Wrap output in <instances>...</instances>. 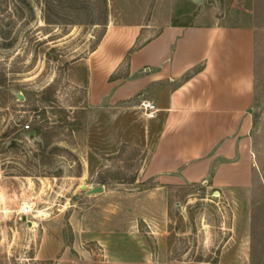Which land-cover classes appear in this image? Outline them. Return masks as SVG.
Instances as JSON below:
<instances>
[{"label":"rangeland","instance_id":"374dc122","mask_svg":"<svg viewBox=\"0 0 264 264\" xmlns=\"http://www.w3.org/2000/svg\"><path fill=\"white\" fill-rule=\"evenodd\" d=\"M169 19L255 32L247 195L149 178L159 124L92 98L108 26ZM0 264H264V0H0Z\"/></svg>","mask_w":264,"mask_h":264},{"label":"crops","instance_id":"0c3cea01","mask_svg":"<svg viewBox=\"0 0 264 264\" xmlns=\"http://www.w3.org/2000/svg\"><path fill=\"white\" fill-rule=\"evenodd\" d=\"M112 24L93 56L91 95L159 109L158 141L145 173L162 185L253 187L255 32L247 26L163 22ZM144 28L158 31L136 48ZM116 76L113 82L110 79ZM106 82L97 92L100 82Z\"/></svg>","mask_w":264,"mask_h":264},{"label":"built area","instance_id":"2783aa9c","mask_svg":"<svg viewBox=\"0 0 264 264\" xmlns=\"http://www.w3.org/2000/svg\"><path fill=\"white\" fill-rule=\"evenodd\" d=\"M139 108L147 120H155L159 113V109L157 108V106L147 101L142 102ZM26 214H28L27 210H26Z\"/></svg>","mask_w":264,"mask_h":264},{"label":"water","instance_id":"95a60500","mask_svg":"<svg viewBox=\"0 0 264 264\" xmlns=\"http://www.w3.org/2000/svg\"><path fill=\"white\" fill-rule=\"evenodd\" d=\"M102 193H104V188L99 187V188H97V189H95V190L89 191V192H88V195H89V196H94V195H98V194H102ZM23 221H24V222H28V218H27V217H24V218H23ZM29 225H30L31 227L33 226V224H32L31 222H29Z\"/></svg>","mask_w":264,"mask_h":264},{"label":"trees","instance_id":"16d2710c","mask_svg":"<svg viewBox=\"0 0 264 264\" xmlns=\"http://www.w3.org/2000/svg\"><path fill=\"white\" fill-rule=\"evenodd\" d=\"M30 129V128H29Z\"/></svg>","mask_w":264,"mask_h":264}]
</instances>
